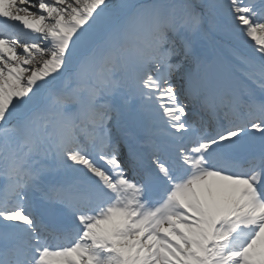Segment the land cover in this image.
Masks as SVG:
<instances>
[{
  "label": "snow or ice",
  "instance_id": "6c2138e0",
  "mask_svg": "<svg viewBox=\"0 0 264 264\" xmlns=\"http://www.w3.org/2000/svg\"><path fill=\"white\" fill-rule=\"evenodd\" d=\"M0 264H264V0H0Z\"/></svg>",
  "mask_w": 264,
  "mask_h": 264
}]
</instances>
